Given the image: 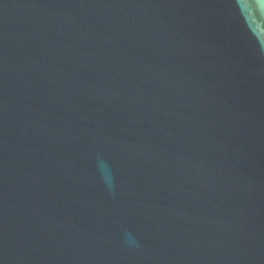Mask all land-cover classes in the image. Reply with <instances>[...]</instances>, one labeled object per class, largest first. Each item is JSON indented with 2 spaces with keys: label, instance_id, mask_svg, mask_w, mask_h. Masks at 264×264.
Instances as JSON below:
<instances>
[{
  "label": "water",
  "instance_id": "obj_1",
  "mask_svg": "<svg viewBox=\"0 0 264 264\" xmlns=\"http://www.w3.org/2000/svg\"><path fill=\"white\" fill-rule=\"evenodd\" d=\"M0 264H264V0H0Z\"/></svg>",
  "mask_w": 264,
  "mask_h": 264
}]
</instances>
